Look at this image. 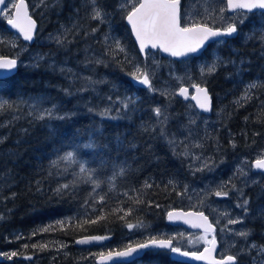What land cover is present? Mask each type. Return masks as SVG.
Wrapping results in <instances>:
<instances>
[{
  "label": "trees",
  "instance_id": "16d2710c",
  "mask_svg": "<svg viewBox=\"0 0 264 264\" xmlns=\"http://www.w3.org/2000/svg\"><path fill=\"white\" fill-rule=\"evenodd\" d=\"M99 2L108 13L103 24L90 17L88 22L81 20L85 6L90 13L88 0H84V6L82 0H57L53 8L46 7L43 19L34 13L39 28L33 45L25 44L11 33L0 16V56L19 59L16 75L0 81V104H3L0 107V252L19 254L11 260L3 256L0 264H96L102 252L123 249L128 243H143L151 237L172 239L175 247L198 251L200 247L192 246V240L182 237L177 233L179 228L168 222L167 213L173 209H194L215 221L211 208L188 207L184 202L186 195H177L192 180L195 183L201 175L206 176L205 171L200 176L194 175L188 160L168 142L178 130L187 103L178 97L169 102L135 85L130 73L134 65L145 60L126 25V13L120 11L124 0ZM57 12L59 15H55ZM242 14L246 20L238 26L236 39L212 43L201 57L179 63L168 64L170 59L160 57L156 70L169 82L165 85L156 78L153 85L161 90L168 84L176 88V79L170 72L182 76L189 70L191 80H185L186 85L196 82L208 87L214 101L215 121L201 130L200 138L205 151L210 148L217 167L206 178L216 180V186L221 183L228 184L229 189L233 184L236 186L223 202L232 214L243 217V227L251 233L249 239L264 245V175L259 174L257 184L242 187L241 173L235 166L237 158L253 160L264 151V15ZM59 17L61 23H51ZM63 18L68 21H62ZM207 22L215 27L224 25L218 18ZM65 26L71 31L67 36L70 43L40 42L44 34L50 36ZM93 27L98 28L94 35ZM105 34L118 38L126 49V53L118 55L119 63L104 57L105 64L90 63L93 71L80 66L90 61L89 54L98 51L100 55L104 51ZM152 56L159 57V53H150L147 61ZM213 60L218 63L216 72L202 76L200 69ZM182 64H187L188 69H183ZM83 76L102 82L80 92ZM252 84L256 86L249 88ZM245 95L248 98L242 99ZM109 96L113 97L111 104ZM117 97L121 100L131 97L134 103L127 110L118 111L119 105L114 103ZM34 100L46 107L56 105V110L67 118L34 119L29 115L34 111L30 105ZM157 106L165 107L170 115L166 136L153 131L157 124L152 110ZM90 107L93 111L88 110ZM105 107L112 108L110 115L114 118H101L98 113ZM89 141L95 144L94 149L83 148ZM73 149L76 163L59 160ZM54 161L59 163L53 166ZM80 162H87L94 170L93 179L101 182L95 191L86 174L80 173ZM121 167L124 174L111 181L112 173ZM170 180L175 184L170 185ZM146 182L152 186L146 187ZM64 184L69 187L58 193L56 190ZM110 184H114L111 190ZM125 192L127 196L123 195ZM101 196L105 198L103 205L98 202ZM137 199L141 203H136ZM244 199L248 201L247 214L236 207ZM116 208L133 211L120 219L123 212L111 211ZM98 212L102 219H97ZM87 217L97 219V223L82 224ZM125 221L142 223L145 232L132 234L135 228L129 231ZM44 228L49 231H42ZM90 236L109 238L90 247L76 246V240ZM237 240L240 244L241 238ZM34 244L46 247L34 248ZM26 256L32 259H25ZM139 262L181 264L174 262L167 251L147 252ZM239 264H252L251 257H239Z\"/></svg>",
  "mask_w": 264,
  "mask_h": 264
},
{
  "label": "snow or ice",
  "instance_id": "6c2138e0",
  "mask_svg": "<svg viewBox=\"0 0 264 264\" xmlns=\"http://www.w3.org/2000/svg\"><path fill=\"white\" fill-rule=\"evenodd\" d=\"M227 10L236 12L237 10H245L247 13L253 12V10H261L262 15H264V0H226ZM120 11L125 12V19L127 23L131 26V31L135 36L136 41L139 45V51L144 56L145 63L137 64L133 66V70L130 75L133 81L139 83L140 85L145 86L150 92L154 94H159L165 99L171 102L172 99L176 97L183 98V100H193L195 105H189V107H195L200 110V112H210L211 111V97L209 95L208 89L202 86L200 83L192 82L189 86H186L182 81L185 79H191L190 77H180L175 76L178 83V87L169 90L165 88L161 90L153 85V77L155 75L154 71L147 62L148 55L150 54L149 50H159L163 53H167L173 58H184L187 59L192 54H198L205 47L206 43L212 40L214 43H225L222 37H232L238 33V26L245 22L244 17L241 16L238 20H231L226 22L222 27H215L214 25L207 22L206 17L199 16V14L189 16L187 12H182L181 0H124V2L119 6ZM211 5L204 9L207 13V18H211L212 11ZM220 13L222 14L225 9L220 8ZM0 15H3L6 18L7 24L10 26V29L16 30L23 37L24 41L31 42L34 38L36 24L35 21L31 18L28 13V5L25 0H0ZM108 17V13L105 10V7L102 6L99 0H91L90 3V19L97 21L100 24H103ZM98 31L97 27L91 29V34H95ZM89 33H85L88 35ZM111 41V42H110ZM55 42L60 45L70 43L67 40L66 36L63 34L55 38ZM105 49L93 61L89 63H94L96 65L105 64L104 57H110L112 61L118 62L117 59L120 53H126V49L122 46L120 40L116 37H111L108 34L104 36ZM18 64L16 58H7L0 56V81L9 79L10 76L4 75V73H11ZM63 71V69H61ZM217 70V64L212 63L206 68L202 67L200 69L201 75L214 74ZM71 72V69L68 70ZM172 75V73H170ZM82 80L84 81L81 84L78 91L85 92L88 91L90 86L101 83L102 81L94 80L91 76H83ZM256 85H249V88H254ZM195 90V94H190L189 88ZM94 90V89H93ZM65 92L71 95L69 89H65ZM247 95L242 97V99H247ZM111 103H113V97L109 96L107 98ZM116 105H119L117 110L121 108L127 110L129 105L134 103V99L129 97L125 100H121L118 97L114 101ZM239 103V102H238ZM0 107H3V104H0ZM34 111H30L29 115L34 116L36 120H46V119H59L64 120L67 118L66 115L60 114L56 110V105H52L49 108L40 109L36 104L32 105ZM89 111H93L90 107ZM112 111L111 107H105L98 114L101 118L112 119L110 113ZM153 114L156 118L157 127L153 131H158L161 136H166L167 134V125L170 119V115L167 112L165 107L157 106L153 108ZM201 119L198 113L193 112L187 117V125H185L186 132L184 133V140H177L175 137L169 139V144L173 147H177L179 144L184 145V156H189L188 144L186 140L189 136L193 135L194 126L197 124V120ZM192 147L201 148L202 144L199 142L193 143ZM233 147L235 145L233 144ZM85 149H94L95 144L92 141H89L87 144H83ZM194 159L201 161L199 165L196 166L195 171H204L212 170V164L210 163L211 158L202 159L201 156L196 154H191ZM59 160L65 162L76 163V151L75 149L66 151L62 156L59 157ZM59 161H54L53 166H56ZM102 165L104 161L100 162ZM252 168L258 170L260 173H264V151H262L254 162L251 165ZM79 171L82 174H86L87 182H91L93 185V191L96 188L100 187V181L93 179L94 170L87 166V162L79 163ZM238 171L247 175V172L243 167L238 169ZM124 174V169L121 167L118 171H114L110 177L111 181H115L117 176H122ZM170 185H174L175 182L170 180L168 182ZM231 183L230 181L228 182ZM146 187H151L152 185L147 183ZM69 187L68 184H64L61 188H58L56 191L58 193L62 192L64 189ZM114 187V184H110V190ZM235 185H231V188H228V184L221 183L218 184L215 188L207 189L203 195L204 196H215L219 199H226L229 196L231 190L235 189ZM175 190V188L173 189ZM189 189L187 185L183 186V190L177 192L178 196L187 195ZM123 195L127 196L128 193L125 192ZM131 199V197H129ZM99 203L102 205L105 202L103 196L99 197ZM202 202V201H201ZM136 203H141L138 199ZM247 204L248 201L244 199L242 203L236 205L237 208H242L247 214ZM159 207V205H157ZM103 211V208L99 210ZM113 212H123V215L120 216V219L131 215L133 209L127 208H116L112 209ZM221 216L225 218V223L221 232H227L233 236L241 238V244L238 247L237 243H233L231 247L237 248L235 254L227 253L216 258L213 253L216 251L217 240L216 236L212 235V239L209 241L207 239L209 234H214L216 228L214 224L209 221L208 216L205 215L203 211H189V212H177L169 211L167 213L169 221L176 219H182L185 217L193 218L192 220L185 219V223H190L193 228H200L203 230L204 235L200 236L198 239L203 241L205 244H209V247H205L202 252H188L181 251L180 248L175 247L172 243V239H156L151 237L143 243H128L123 249L108 251L107 254L100 253V259L111 260L113 257L116 258H129L132 257L134 253H138L142 249L148 248H159V249H170L171 252L179 253L181 256L188 257L190 256L194 260H203L206 264H239V257L243 255H248L251 257L252 264H264V245H258L254 241L249 239L251 233L248 229H235L230 226L242 224L244 222L243 217L232 216L229 212H221ZM103 217L97 214V219H102ZM97 219H92L91 217L85 218L82 221V224L97 223ZM219 223V220L216 221ZM81 226V225H78ZM125 226L131 231L134 228L143 227L142 223L133 224L125 221ZM61 227H63V222H61ZM42 231H49L48 228L42 229ZM35 235V233H33ZM20 238V237H17ZM107 236H90L82 239L76 240L77 244H91L93 242H101L108 239ZM27 248V245H24ZM34 248H44L46 245H33ZM255 252L256 255H253ZM19 253L17 251L3 252L0 253V256L11 260L13 257H16ZM257 257H260L258 260ZM25 259L31 260L32 257L26 256Z\"/></svg>",
  "mask_w": 264,
  "mask_h": 264
},
{
  "label": "rangeland",
  "instance_id": "374dc122",
  "mask_svg": "<svg viewBox=\"0 0 264 264\" xmlns=\"http://www.w3.org/2000/svg\"><path fill=\"white\" fill-rule=\"evenodd\" d=\"M56 2H57V0H30L29 3H30V9H31L32 15L34 13H36V15H38V17L40 19H43V13L46 12V10H45L46 7L47 8H51V7L53 8L56 5ZM79 3H80V1H78V4ZM82 4L84 6V0H82ZM209 5H211L210 10L212 11L211 18H207V13H205V11H204V9L207 8ZM82 7L80 9H82ZM220 8L225 9V11L222 14L219 11ZM82 10L83 11H82L81 20H83L84 23L88 22L89 17H90V13L88 12V9L86 8V6ZM226 11H227V13H226ZM182 12H187L189 14V16L199 14V16L206 17L207 20L218 18L219 21H223L224 24L226 22H230L231 20H238L241 16H243L244 20H246V17L242 13L241 14L236 13L233 15L229 14L228 10H227L226 0H182ZM55 15H59V13L57 12V14H55ZM1 17L6 20V18L3 15ZM62 21L67 22L68 20H66V18H63ZM51 23L55 24V25L61 23L60 17L58 19L53 20ZM65 27L63 29L60 28L55 33H50V36H47L44 34V36L41 38L40 42L41 43H48L47 41H54L55 38L61 34H63V36L67 37L71 31H70L69 27H66V28ZM95 41H97V40H95ZM99 56L100 55L98 54V51H95L94 53L89 54L88 58L90 59V61H93L95 57H99ZM159 58L160 57L152 56L151 60L147 61V62H149L150 67L152 68V70L155 73V75L153 77V82L157 78L159 81H163V83L166 85V83L169 82L168 79H164L163 77H165V76L164 75L162 76V74L160 72H158V70H156V67L157 66L159 67V65H158V62H159L158 59ZM212 63H216V62L213 60V62L208 63V64L211 65ZM168 64H172V60H171V62H168ZM201 64L203 65L204 62H201ZM216 64H218V63H216ZM80 66H84L86 69H89L92 71L94 69L93 65H91L89 63V61L86 63L80 64ZM182 68L188 69V65L182 64ZM175 69H176V66H175L174 70ZM170 73H173V72H170ZM174 75L179 76V74H177V73H175ZM174 75L172 74L170 76L175 77ZM180 77H189V70L185 73H182V76H180ZM185 80H189V79H185ZM185 80L182 82L186 85ZM176 84L178 87L179 85H178L177 81H176ZM169 85H171V84H168L166 86L167 89H171V90L175 89V88H171ZM155 87L159 88L158 85H155ZM84 95H86V94H84ZM33 104H36L37 107L40 109L41 108H49V107H46L43 104V102H41V101L34 100L30 103V105L32 106ZM189 105L194 106L191 103L187 104V110L185 111V113L181 114V117H183V118L180 119L179 125L177 123L178 130H176L173 137H175L178 141L184 140V138H185L184 133L186 132L185 125H187L188 115H190L193 112H196L199 114L201 119L197 120V124L194 126L193 135L189 136L186 140V143L189 146L188 151H189L190 155L184 156L182 154L185 150L183 144H179L175 148L181 155H183L188 160L189 167L194 171V173H193L194 175L200 176V174H202L203 171H195L196 166L199 165L201 163V161L194 159L191 154L199 155L202 157V159L211 158L210 163L212 164V170L211 171H208L207 169L204 170L206 172L205 178H202V175H201V177H199L195 183H193L194 180H192L191 181L192 184H188L187 187L189 189V192L186 195L184 202L187 204L188 207H192V206L202 207L203 206V207H206V208L208 207V208L212 209V213L215 217L214 218L215 221H213V223L217 227L220 226L219 229H217L216 233L214 234L216 236V239L219 241V244H220L219 257L221 255L227 254V253L235 254L237 251V248H233V247H231V245L235 242V243H237V246L239 247L241 244V243L239 244L238 240H237V238H239V237L233 236L227 232H221V228H223L224 223H225V218L223 216H221L220 213L226 211V212L231 213V215L234 217L236 215L232 214L229 207H227L225 202H223L224 199H218L217 197L211 196V195H209V196L203 195V193L207 189L216 187V183H217V182L215 183L216 180H213V178H209V176H208V178H206V177H207V175H212L217 166L214 163V161H216V160L214 159V157L212 155H210L211 154L210 148H209L208 152L205 151V147L203 146V142H201L200 134L202 132L201 130L204 129V127H206V125L214 122L215 119H212V117H207V116L201 114L199 111L196 110L195 107H189ZM195 142L201 143L202 147L201 148L192 147L193 143H195ZM216 142H218V140H216ZM205 152L208 154H206ZM214 153L215 152H213V154ZM256 158L257 157H255V159ZM255 159L250 160L247 157H242V158H237L235 160L236 161L235 166H237L238 169L243 167L244 170L247 172V175L241 174L240 181L242 182V187H247V186L251 187L260 181L259 180L261 178L259 175L260 173L257 174V172L254 171V168L251 167V165ZM253 173H255V174L253 175ZM198 209H200V208H198ZM189 210H192V209H189ZM186 211H188V210H186ZM198 211H200V210H198ZM217 220H219V223H216ZM244 224H245V220L242 224H238V225H234V226H230V227H233L235 229H244V227H243ZM144 227L145 226H143L141 228H135L132 234L139 233V232H145L143 229ZM179 228L180 229H178V227L176 228V229H178L177 233L181 234L182 237H184V238L188 237L189 240H192V244H191L192 246L200 247L199 248L200 250H198V251H201L203 248H205L206 246L209 245V244H205L203 241L198 239L200 236L204 235L203 232H193V231H190V230L183 228V227H179ZM150 234H147V235H150ZM207 239L210 241L212 239V235L209 234ZM134 263L140 264V262L139 263L134 262Z\"/></svg>",
  "mask_w": 264,
  "mask_h": 264
},
{
  "label": "water",
  "instance_id": "95a60500",
  "mask_svg": "<svg viewBox=\"0 0 264 264\" xmlns=\"http://www.w3.org/2000/svg\"><path fill=\"white\" fill-rule=\"evenodd\" d=\"M25 2H26V4L28 5V13H29V15L31 16V18L35 21V24H36V28H35V34H34V38H33V40L31 41V42H29V41H24L23 40V37L22 36H20V34L18 33V32H16V30H14V29H10V26L7 24V22H6V26H7V29L11 32V33H13V34H15L16 36H18L20 39H21V41H23L25 44H27V45H33L34 43H35V41H36V36H37V33H38V28H39V24H38V22H37V20L33 17V15H32V12H31V9H30V6H29V4H28V2H27V0H25ZM181 4H182V0H181ZM237 12H244V13H247V12H245V10H237L236 12H232V11H228V13L229 14H235V13H237ZM256 12H260V13H262V11L261 10H253V12H251V13H256ZM126 25L128 26V28L130 29V31H131V26L127 23V21H126ZM131 34H132V37H133V40H134V42H135V44H136V46H137V48H138V51H139V45H138V42L136 41V39H135V36H134V34L132 33V31H131ZM239 36V30H238V33L237 34H235L234 36H232V37H222V38H219V39H226V40H233V39H236L237 37ZM212 43H214L212 40H210V41H208L207 43H206V45H205V47L200 51V53H198V54H192V55H190L188 58H191V57H194V58H199V57H201V55H203V53L208 49V47H209V45L210 44H212ZM149 52H152V53H160L161 54V57L162 58H164V59H171L172 61H175V62H182V61H184V60H186V59H184V58H173V57H171V56H169L167 53H163V52H161V51H159V50H149ZM139 53H140V51H139ZM140 55L142 56V58L144 59V56L140 53ZM7 58H14V57H7ZM187 58V59H188ZM17 60H18V64H17V67L11 72V73H4V75H6V76H10V78L11 77H13L14 75H16V73L18 72V68H19V59L18 58H16ZM134 83H135V85H137V86H140V87H142V88H146L145 86H143V85H140L139 83H137V82H135L134 81ZM204 87H206V86H204ZM207 89H208V87H206ZM189 91H190V94H192V95H194L195 94V90L194 89H192L191 87L189 88ZM208 92H209V95H210V97H211V111L210 112H207V113H204V112H200V110L198 109V108H196V110L197 111H199L201 114H203V115H205V116H211L212 114H213V110H214V105H213V103H214V101H213V97H212V95H211V93H210V91H209V89H208ZM179 99H181L183 102H185V103H189V102H191L192 104H194L195 105V101H193V100H191V99H189V100H183V98H180V97H178ZM254 171L255 172H257V173H260L258 170H255L254 169ZM260 174H262V175H264V173H260ZM170 211H177V212H189V211H192V212H195V210H188V211H186V210H183V209H173V210H170ZM206 215V214H205ZM207 216V215H206ZM209 218V217H208ZM167 219H168V216H167ZM185 219H189V220H192L193 218H189V217H185V218H182V219H176V220H173V221H169V219H168V222L173 226V227H183V228H186V229H188V230H190V231H193V232H203V230L202 229H200V228H193V227H191V225H190V223H185ZM209 221L210 222H212L211 221V219L209 218ZM213 223V222H212ZM214 224V223H213ZM214 227L216 228V231H217V227H216V225L214 224ZM216 233V232H215ZM214 233V234H215ZM214 234H211V235H214ZM86 238V237H85ZM80 239H82V238H80ZM159 240V239H158ZM217 240V239H216ZM97 242H93V243H91V244H77L76 243V246H78V247H90V246H94L95 244H96ZM172 243H173V245H174V242L172 241ZM210 245H208V246H206V247H209ZM204 249V248H203ZM203 249L201 250V251H199V252H202L203 251ZM181 250V249H180ZM219 250H220V244H219V241L217 240V247H216V251L213 253V255L218 259V258H220L219 256H218V254H219ZM150 251H168V252H170L171 253V258H172V260L173 261H175V262H177V263H181V264H206V262L205 261H203V260H194V259H192L190 256H188V257H185V256H181L179 253H174V252H171L170 251V249H159V248H148V249H142V250H140L138 253H134L133 254V256L132 257H129V258H116V257H113V259H111V260H101L100 259V256L99 257H97L96 258V261H95V263L96 264H130V263H133V262H136V261H139L147 252H150ZM181 251H183V250H181ZM189 252V251H188ZM1 253V252H0ZM4 261V258H3V256H0V263H2Z\"/></svg>",
  "mask_w": 264,
  "mask_h": 264
},
{
  "label": "flooded vegetation",
  "instance_id": "af4514ba",
  "mask_svg": "<svg viewBox=\"0 0 264 264\" xmlns=\"http://www.w3.org/2000/svg\"><path fill=\"white\" fill-rule=\"evenodd\" d=\"M27 2H28V4H29V6H30V3H29V1L27 0ZM88 3H89V7H90V3H91V0H88ZM0 16H2V15H0ZM38 22V21H37ZM39 24V23H38ZM157 54V53H156ZM159 57H160V55H159ZM190 104V103H189ZM207 117H211V116H207ZM191 252H197V251H191ZM170 256H171V254H170ZM137 263H139V261L137 262ZM130 264H135L134 262L133 263H130Z\"/></svg>",
  "mask_w": 264,
  "mask_h": 264
},
{
  "label": "bare ground",
  "instance_id": "6f19581e",
  "mask_svg": "<svg viewBox=\"0 0 264 264\" xmlns=\"http://www.w3.org/2000/svg\"><path fill=\"white\" fill-rule=\"evenodd\" d=\"M67 20V19H66ZM46 23V22H45ZM52 28V27H51ZM49 32V31H48ZM114 32V31H113ZM66 49V48H65ZM71 50V49H70ZM53 52V51H52ZM75 57V56H74ZM89 73V72H88ZM145 89V88H144ZM175 102V101H174ZM183 103H185V102H183ZM189 103H191V102H189ZM189 103H187V104H189ZM192 104V103H191ZM194 105V104H193ZM174 109V108H173ZM14 112V111H13ZM214 115V114H213ZM212 117V116H211ZM65 132V131H64ZM178 153V152H177ZM177 155V154H176ZM190 171V170H189ZM192 172V171H191ZM219 199V198H218ZM214 200V199H213ZM177 228V227H176ZM179 228V227H178ZM180 229V228H179ZM175 262V261H174Z\"/></svg>",
  "mask_w": 264,
  "mask_h": 264
}]
</instances>
